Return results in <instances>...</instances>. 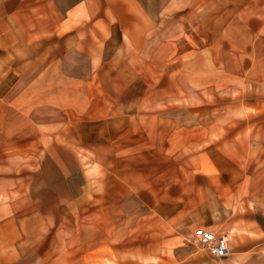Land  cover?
Returning <instances> with one entry per match:
<instances>
[{
  "label": "crops",
  "instance_id": "crops-1",
  "mask_svg": "<svg viewBox=\"0 0 264 264\" xmlns=\"http://www.w3.org/2000/svg\"><path fill=\"white\" fill-rule=\"evenodd\" d=\"M0 264H264V0H0Z\"/></svg>",
  "mask_w": 264,
  "mask_h": 264
},
{
  "label": "built area",
  "instance_id": "built-area-1",
  "mask_svg": "<svg viewBox=\"0 0 264 264\" xmlns=\"http://www.w3.org/2000/svg\"><path fill=\"white\" fill-rule=\"evenodd\" d=\"M191 241L214 256L229 254L228 238L223 234H216L204 228L193 231Z\"/></svg>",
  "mask_w": 264,
  "mask_h": 264
},
{
  "label": "rangeland",
  "instance_id": "rangeland-1",
  "mask_svg": "<svg viewBox=\"0 0 264 264\" xmlns=\"http://www.w3.org/2000/svg\"><path fill=\"white\" fill-rule=\"evenodd\" d=\"M174 19L179 20L181 21V15L180 16H176ZM179 28H181L180 26H177L176 25V30H178ZM36 111H38L39 113H41L40 115L42 116V113L43 115H46L47 117L51 116L53 117L54 116V107H42L41 109H37ZM36 116H39V114H36Z\"/></svg>",
  "mask_w": 264,
  "mask_h": 264
}]
</instances>
